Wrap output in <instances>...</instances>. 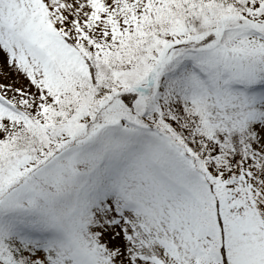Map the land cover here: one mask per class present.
<instances>
[{"label":"snow or ice","instance_id":"snow-or-ice-1","mask_svg":"<svg viewBox=\"0 0 264 264\" xmlns=\"http://www.w3.org/2000/svg\"><path fill=\"white\" fill-rule=\"evenodd\" d=\"M0 264H264V0H0Z\"/></svg>","mask_w":264,"mask_h":264}]
</instances>
